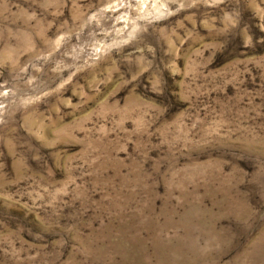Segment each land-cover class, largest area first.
I'll use <instances>...</instances> for the list:
<instances>
[{
    "label": "rangeland",
    "instance_id": "rangeland-1",
    "mask_svg": "<svg viewBox=\"0 0 264 264\" xmlns=\"http://www.w3.org/2000/svg\"><path fill=\"white\" fill-rule=\"evenodd\" d=\"M0 264H264V0H0Z\"/></svg>",
    "mask_w": 264,
    "mask_h": 264
}]
</instances>
